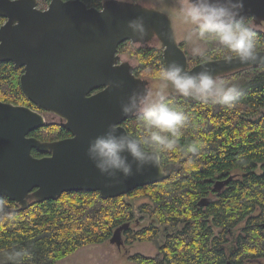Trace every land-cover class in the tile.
Returning <instances> with one entry per match:
<instances>
[{"label": "trees", "instance_id": "trees-1", "mask_svg": "<svg viewBox=\"0 0 264 264\" xmlns=\"http://www.w3.org/2000/svg\"><path fill=\"white\" fill-rule=\"evenodd\" d=\"M50 1L38 0L39 6L46 8ZM83 1L98 8L104 2ZM4 21L0 17V26ZM253 30L257 51L264 50V31ZM127 44L131 42L122 43L119 52ZM209 45L202 55L190 57V66L228 55L218 44ZM137 51L143 63L141 70L135 68L137 76L154 67L166 68L162 49L140 47ZM23 72L12 62L0 61V100L46 114L24 93ZM219 78L242 92L232 109L181 95L168 98L190 115L191 126L184 130L177 151L162 156L164 167L173 165L166 179L107 199L98 191L64 192L56 199L32 201L25 209L3 197L5 212H11L13 219H0V264H10L7 254L13 249L28 252L24 264H59L85 245L107 241L114 228L134 220L135 201L142 198L149 202L138 211L149 215L151 223L137 231L124 230L127 239L158 241L163 227L166 233L155 257L139 253L130 257L137 264H260L264 260V65ZM123 125L127 131L137 130L134 118ZM30 135L53 141L71 133L60 119ZM193 142L203 148L189 165L184 149ZM33 154L43 155L37 150ZM218 181L225 182L220 189Z\"/></svg>", "mask_w": 264, "mask_h": 264}, {"label": "water", "instance_id": "water-1", "mask_svg": "<svg viewBox=\"0 0 264 264\" xmlns=\"http://www.w3.org/2000/svg\"><path fill=\"white\" fill-rule=\"evenodd\" d=\"M143 16L148 35L143 41L133 37L129 20ZM264 20V0H244L242 13ZM0 61L24 68L21 87L36 106L58 115L70 137L43 141L30 135L47 124L45 115L28 105L0 100V197L15 201L25 209L32 201L56 199L64 192L98 191L104 198L126 194L137 187L156 183L170 175L171 167H146L120 183H109L87 156L89 142L103 134L110 124L123 125L132 117L121 115L120 105L134 89L149 88V81L137 76L130 61L119 53L122 43L149 45L160 41L165 67L175 62L189 72L205 66L214 77L248 67L264 65V50L258 58L228 62L210 59L190 66L189 57L177 40L171 17L140 2L120 4L105 0L100 8L83 0H51L39 7L38 0H0ZM123 82L111 87V82ZM33 150L42 153L35 156ZM129 160L131 157L129 156ZM218 181L216 188L224 186ZM118 227L111 242L123 244Z\"/></svg>", "mask_w": 264, "mask_h": 264}, {"label": "clouds", "instance_id": "clouds-1", "mask_svg": "<svg viewBox=\"0 0 264 264\" xmlns=\"http://www.w3.org/2000/svg\"><path fill=\"white\" fill-rule=\"evenodd\" d=\"M18 3L19 0H10ZM63 3V0H61ZM118 3H131L132 0H117ZM179 11L186 24L192 26L186 39L202 43H216L228 53L225 59L233 57L242 62L258 58L255 31L242 16L244 0H177ZM133 37L143 41L148 29L143 16L129 20L127 24ZM199 53L200 48L193 49ZM164 83L153 91L150 87L134 89L120 105L121 115L132 117L137 130L130 132L110 124L107 130L89 142L87 156L109 183H120L124 179L140 173L146 167L160 168L162 156L177 151L178 141L189 128L191 117L184 109L169 101L166 93L171 84L176 93L203 104L219 105L232 109L240 101L242 92L235 84L214 77L206 66L199 72H189L178 63H171L160 72ZM123 82H111L110 86L121 87ZM199 142L188 144L184 149L187 164L202 151ZM129 156L131 160H129ZM7 201L0 197V219L11 220L13 214L5 212ZM28 252L13 249L7 254L10 264H24Z\"/></svg>", "mask_w": 264, "mask_h": 264}, {"label": "rangeland", "instance_id": "rangeland-1", "mask_svg": "<svg viewBox=\"0 0 264 264\" xmlns=\"http://www.w3.org/2000/svg\"><path fill=\"white\" fill-rule=\"evenodd\" d=\"M132 2H140L145 5L155 7L167 13L171 17L174 24L177 40L188 54L189 62H190V57L191 58L193 57L194 59L196 56L202 55L203 52L209 49L210 46L209 43H202L196 40L195 37H193L191 40L186 39V36L191 31L192 26L184 22L183 17L179 11L177 0H132ZM246 23L253 29L264 31V21L263 23H255L252 20H248L246 21ZM149 46L151 48L163 50L160 41L155 40L151 42ZM140 47L141 44L139 43L134 44L131 42V45L127 44L126 49L122 50V52H119L122 55L121 57L123 61L125 60L130 61V63L139 70H141L143 67V63H141V56L137 51V48ZM196 47L200 48L199 53H194L193 49ZM161 71H162L161 69L154 67L151 71H146L142 73L140 77L147 79L149 81V87L153 91H155L156 89L160 88L161 85L164 83L159 78ZM166 93L168 98L176 95H180L175 92L171 84H168ZM45 116L47 118L48 124L55 123L57 121H60L61 119L58 115L48 116L47 114H45ZM146 201L149 202L147 198H142L135 201V219L132 221H128L130 223L129 228L137 231L144 227H148L150 225L151 218L149 217V215L143 214L138 211V207ZM118 227L114 228L113 233ZM163 228L160 231V237L157 239L158 241L136 240L130 242L127 239L126 233L123 232L121 237L123 240V244L121 247H118L116 243L111 242L112 237H110L107 241L103 243L85 245L79 248L76 252L64 257L58 263L59 264H137L136 262L130 259L131 256L139 253L146 257H155L158 254L159 242L160 243L163 242L166 233L163 230ZM169 230L171 231L172 229L170 228ZM1 260H3L2 256H0V261ZM260 264H264V260L261 261Z\"/></svg>", "mask_w": 264, "mask_h": 264}, {"label": "flooded vegetation", "instance_id": "flooded-vegetation-1", "mask_svg": "<svg viewBox=\"0 0 264 264\" xmlns=\"http://www.w3.org/2000/svg\"><path fill=\"white\" fill-rule=\"evenodd\" d=\"M49 5V4H48ZM48 7V6H47ZM41 8V7H40ZM42 9H45V8H42ZM5 19V21H6V18H4ZM248 20H252V21H254L255 23H263V21L264 20H259V19H254V18H249V19H246L245 21H248ZM4 21V22H5ZM1 27V26H0ZM149 45H150V43H149ZM149 45H141V47H150ZM182 46V45H181ZM134 72H135V67H134ZM40 108V107H39ZM42 109V108H41ZM44 111H46V110H44ZM41 112V111H40ZM43 113V112H42ZM44 114V113H43ZM46 114L48 115V116H53V115H56V114H54V113H52V112H48V111H46ZM45 115V114H44ZM46 117V116H45ZM46 120H47V118H46ZM47 124H48V122H47ZM46 124V125H47Z\"/></svg>", "mask_w": 264, "mask_h": 264}]
</instances>
